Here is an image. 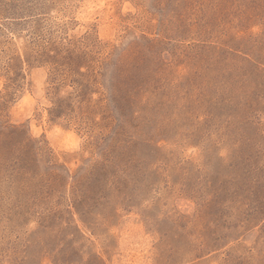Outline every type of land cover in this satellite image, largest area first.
<instances>
[{"label":"rangeland","instance_id":"rangeland-1","mask_svg":"<svg viewBox=\"0 0 264 264\" xmlns=\"http://www.w3.org/2000/svg\"><path fill=\"white\" fill-rule=\"evenodd\" d=\"M0 264H264V0H0Z\"/></svg>","mask_w":264,"mask_h":264}]
</instances>
